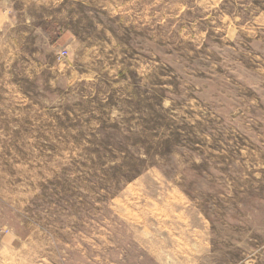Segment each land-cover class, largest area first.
<instances>
[{"label":"rangeland","instance_id":"obj_1","mask_svg":"<svg viewBox=\"0 0 264 264\" xmlns=\"http://www.w3.org/2000/svg\"><path fill=\"white\" fill-rule=\"evenodd\" d=\"M0 264H264V0H0Z\"/></svg>","mask_w":264,"mask_h":264},{"label":"crops","instance_id":"obj_2","mask_svg":"<svg viewBox=\"0 0 264 264\" xmlns=\"http://www.w3.org/2000/svg\"><path fill=\"white\" fill-rule=\"evenodd\" d=\"M2 18H3V16H2Z\"/></svg>","mask_w":264,"mask_h":264}]
</instances>
